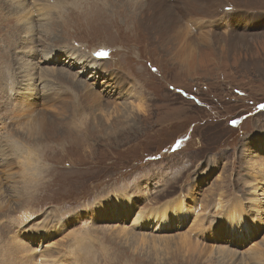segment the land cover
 I'll use <instances>...</instances> for the list:
<instances>
[{
  "label": "rangeland",
  "instance_id": "374dc122",
  "mask_svg": "<svg viewBox=\"0 0 264 264\" xmlns=\"http://www.w3.org/2000/svg\"><path fill=\"white\" fill-rule=\"evenodd\" d=\"M30 3L36 59L71 52L102 69L84 74L63 55L39 64L43 80L35 81L48 101L14 95L27 17L15 19L16 4L0 0V35L18 40L1 59L0 113H10L0 124L20 111L8 106L13 96L33 104L32 117L10 128L18 151L5 161L16 164L0 161V264H263L248 254L264 250V0H217L216 13H204L220 19L201 28L181 19L166 33L151 15L174 0ZM229 21L245 28L249 50L228 42L238 32ZM52 70L69 76L43 75ZM110 75L122 78L124 91ZM27 148L38 164L23 162L24 152L34 159ZM125 199L127 214L97 215L107 201ZM235 202L245 215L231 229L223 216ZM143 234L164 239L154 247ZM14 243L25 251L9 250Z\"/></svg>",
  "mask_w": 264,
  "mask_h": 264
},
{
  "label": "bare ground",
  "instance_id": "6f19581e",
  "mask_svg": "<svg viewBox=\"0 0 264 264\" xmlns=\"http://www.w3.org/2000/svg\"><path fill=\"white\" fill-rule=\"evenodd\" d=\"M10 3H13V4H16V8H17V13L15 12H11L14 16H15V19L17 17V14L18 15H21L23 14V16L27 17L25 23H23V31L25 32V35L27 36L28 38V41L26 42V40L24 39L23 41L21 40V44L24 45L23 49H25L24 51V54H26V58L24 57V60L21 62V60L19 61L20 63H18L17 65V71H19V81H18V78H17V86L14 87V88H11L13 89L12 91H14V95H15V92H25L27 91L29 94H30V100L32 101V103H34L35 105L39 104L40 102L44 101L47 99V101L49 100V97H47L48 94H45L43 96V94L45 93V90L44 88L46 89L45 86H43L42 84V87L41 89L39 88V84L38 82L41 81L42 82V75L41 73H37V71H39L41 68L39 67V64H43L47 61L49 62H54V64H56L57 62L61 61L62 60V56L65 55V60H64V63L66 64H69L70 62H72V64H75V66H77L78 64L81 65V68L83 70V73L85 74V72H88L89 70H92L91 71V74H93L92 76H94V73L97 71L98 68H101L100 65L96 64L95 61H92V60H89L87 58H84L83 56H77V54L75 53H71V52H68V53H64V54H61V53H53L52 50H47L45 49L46 52H42V57L41 59H36V39H34V36H33V31H32V22L34 20L30 19L29 18V9L27 7H29V5H31L30 1L31 0H9ZM162 1V0H160ZM217 0H174L175 4L177 5H174V6H170V9L169 10H166L163 14H156L154 11L152 12L153 16L151 15V19L156 22L158 24V28H162V30L164 31L163 33H166V32H169V31H174L175 28H178L179 27V23L181 22V19H185L190 21V22H194L192 25L195 27V28H201V27H204L205 25L207 26L208 24H211L212 22H214L215 20H218L220 18H218V15H214V16H210L212 15L211 13H214L216 11V9L212 8V7H216V2ZM3 6V5H2ZM28 9V10H27ZM30 9L33 10L32 13L36 12L35 11V7L33 5H31ZM156 11L158 10V8H155ZM153 10V9H152ZM164 10V9H163ZM208 10V11H211L209 17H207V14H205L204 12ZM159 11V10H158ZM220 11V10H219ZM162 13V12H161ZM216 13V12H215ZM198 15L200 16L199 19L196 18L198 17ZM205 15V17H204ZM44 18V16L40 17L37 19V22H39L40 20H42ZM230 18V17H228ZM258 18V17H256ZM231 19V18H230ZM236 19V18H235ZM243 20V19H242ZM245 20H247L245 18ZM253 20V19H252ZM264 19H261V21H263ZM259 21V22H261ZM230 22V21H229ZM257 20L254 21V23H256ZM237 23V22H236ZM235 23V24H236ZM242 23V22H241ZM156 24V25H157ZM229 25V28H232L234 27L236 29V26L233 24V21L228 23ZM189 25V24H188ZM157 27V26H156ZM238 27V26H237ZM243 26H241L242 28ZM258 27V26H256ZM158 29V30H160ZM22 30L21 27H19V31ZM236 30H238L237 34H235L236 36L233 38L232 35H230L232 38L228 39V42H231V44L233 45H236L237 44H241V45H238V46H243L245 47L247 50H249V44L247 42V37H246V30L245 28H237ZM241 30V31H240ZM16 34V33H15ZM242 34V35H241ZM229 35V34H228ZM33 37V38H32ZM220 38V37H219ZM225 38V37H224ZM17 41L16 40V35L13 37H6L4 35H0V47L2 48V52L0 53V74L3 76V72L4 70H2L3 68V62L1 59L5 60L6 59V56H9V52H10V49L14 48L17 44ZM33 42H34V45H33ZM220 43V42H218ZM22 52V51H21ZM23 53V52H22ZM67 56V57H66ZM27 59H31V61L29 62ZM48 63V62H47ZM61 64V63H60ZM102 69V68H101ZM100 69V70H101ZM90 72V71H89ZM15 73V72H14ZM90 74V75H91ZM109 74V73H108ZM114 74V73H113ZM37 75V76H36ZM43 75H49L50 77L51 76H55L56 77H61V78H64V77H68L69 74L68 73H62L60 70H52V71H45L43 72ZM87 75V74H86ZM89 75V76H90ZM99 75V74H97ZM117 76V75H116ZM119 76V75H118ZM96 77V76H95ZM120 77V76H119ZM117 77L116 80H114L115 77H113V75H110V80L112 82V86L113 88H118L121 90V91H124L123 90V83L121 81L122 78H119ZM36 78H39L38 80L39 81H35ZM108 78V77H107ZM118 79V80H117ZM16 82V81H15ZM16 82V83H17ZM37 82V83H36ZM115 82H117L116 85ZM15 84V83H14ZM3 86V85H2ZM107 86H110V84H108ZM17 87H21V89L17 88ZM44 87V88H43ZM18 89V90H17ZM42 90V91H41ZM26 92V93H27ZM122 93V92H121ZM23 94V93H21ZM20 95V94H18ZM17 95V97H12L14 98V101L10 102L11 104H9V108L11 107H14V104L15 103V106L17 107V109L19 108V110H16V109H13V112L14 114L12 115L13 118H9V123L8 125H1L0 124V129L3 130V133H0V140H3L5 142H7L8 144H1V149H0V152L3 151L4 153L7 151L9 154L6 156H4L3 152H2V155H0V161L1 163L7 168V167H10L11 165L13 164H16V163H8L7 161H5L6 159L5 158H10V156L12 157L13 155H16V151H18V148L16 147V145H12V143H10L12 137H13V129H10L12 127L16 128L15 126H17V122L16 120L18 118H21V119H26L25 117H32L30 113L31 109H33V104H30L29 103V97L28 96H24L23 97V100L21 97H19ZM25 95V94H24ZM21 96V95H20ZM128 96V95H127ZM21 98V99H19ZM19 99V100H18ZM39 101V102H38ZM38 102V103H37ZM36 105V106H37ZM1 110L3 108H0ZM0 110V111H1ZM2 113V112H1ZM0 113V114H1ZM7 113V116H9V111H6L5 108H4V114H1L0 115V118L3 119L5 114ZM92 122V121H91ZM75 124V123H73ZM72 125V124H71ZM70 125V126H71ZM19 127V126H18ZM80 127V126H79ZM76 129V128H75ZM17 130V128H16ZM85 130V129H84ZM19 131V130H18ZM22 132V131H21ZM25 134V133H24ZM25 136H27V134H25ZM6 150V151H4ZM24 150V149H23ZM25 151H29L33 156H34V159H32V156H29L30 154L27 153V152H24V155L22 156V159H23V162L25 159H28L33 165L34 163H37L38 164V159L40 158L39 156H37L34 152H32L30 149H26ZM15 157V156H14ZM262 166V165H261ZM260 167V166H259ZM29 168H32L31 166H29ZM21 170H23V172H30V170H26L25 169V166L24 164L22 165V167L20 168ZM261 171V170H260ZM264 171V170H263ZM33 172V170H32ZM263 177V176H262ZM27 180V179H26ZM30 181V180H28ZM1 188V187H0ZM1 190V189H0ZM125 198V197H123ZM238 202H241L240 200H236ZM106 203H108L106 205L107 208H103L102 210L99 211V214H97L99 217H101L102 219H105L106 217H112V216H119L121 217V214L125 213L127 214V211H131L129 209V200L125 199L123 201H118V200H110V201H107ZM221 204V202H219ZM236 203V202H235ZM258 203V202H257ZM171 204V203H169ZM167 204V205H169ZM117 205L119 206V208L117 207ZM177 205V204H176ZM258 205V204H257ZM166 206V205H165ZM165 206H162L165 208ZM181 206V205H180ZM242 206V203H239L237 205L236 204H232V206L225 212V215L223 217L227 218V220L225 221V224H227V227H231L232 228H235L238 226V224L241 223L240 221V218L242 216L245 215V213L243 212L244 210H242L243 208L240 207ZM161 207V209H162ZM257 208V206H256ZM172 209V208H170ZM238 209V211H237ZM155 210V209H154ZM108 211L109 214H108ZM175 211L179 212V208H177ZM156 212L158 213V210H156ZM164 213V212H163ZM162 213V214H163ZM181 213V212H180ZM155 214V213H154ZM154 214L152 216H154ZM172 215V214H171ZM123 216V215H122ZM165 216V215H164ZM164 216H161L162 218H164ZM170 216V215H169ZM168 216V217H169ZM156 217V216H155ZM179 217V216H178ZM223 217L221 220H223ZM137 218V217H136ZM245 218V217H244ZM119 218H117L118 220ZM151 219V213H148L147 216H146V219H145V223L147 224V222ZM154 219V218H153ZM136 220V219H135ZM138 221L139 218H137ZM99 221V220H98ZM136 221V222H138ZM219 221V220H218ZM238 221V222H237ZM135 222V223H136ZM245 222V229H250L248 224H247V220L244 221ZM144 223V222H143ZM219 223V222H218ZM222 225V224H221ZM241 226V225H240ZM226 227V228H227ZM244 227V225H243ZM118 228V227H117ZM222 228V227H221ZM225 228V229H226ZM42 229V228H41ZM39 229V230H41ZM259 229V228H258ZM123 230V229H122ZM218 230L220 231L221 229L219 228V225H218ZM251 230V229H250ZM218 231V232H219ZM222 231V230H221ZM226 231V230H225ZM228 231V230H227ZM251 231H254V230H251ZM120 232V230H119ZM223 233V232H222ZM6 234V233H5ZM127 234V233H126ZM150 234V233H149ZM233 234V233H232ZM231 233L229 234L231 237H233ZM252 233L249 232V230L247 231V236L249 237ZM48 237V234L46 233H43L42 235L40 234H37L36 235V239L42 241V238L44 237ZM22 237V236H21ZM27 238V234L25 236ZM33 237V236H32ZM139 237H141V242L142 243H149L150 245L152 246H156L155 244L162 241L164 238H160V237H153L151 236L149 239H147L146 237V234H143L142 235H139ZM185 237V236H184ZM238 238V237H236ZM31 239V238H30ZM186 239V238H184ZM182 239V242L184 244H188L190 245V239H186L184 240ZM231 239V238H230ZM29 240V238H28ZM144 240V241H143ZM20 241H23V238H21ZM147 243V244H148ZM182 243V244H183ZM4 249H5V246H4ZM9 250L13 251L16 255L17 253L19 252H22V251H25L24 249V246L22 244H19V245H14L13 246H10L9 245ZM49 251V250H47ZM5 252V251H3ZM50 252V251H49ZM218 253H222V251L220 250H217ZM226 253H228V257L230 259H233L235 257L236 252L234 251H224ZM252 254L249 253L248 256H250V260H254V261H259L260 260H263L264 259V250H260L259 248H255L253 249L252 251ZM239 254V253H238ZM259 256H262L261 259L259 258ZM242 258V257H241ZM71 261H73V259H71ZM8 262V261H7ZM6 262V263H7ZM58 264V263H57ZM264 264V263H263Z\"/></svg>",
  "mask_w": 264,
  "mask_h": 264
}]
</instances>
